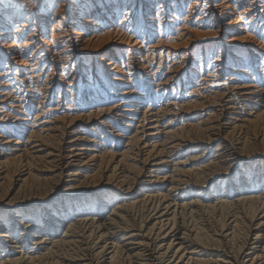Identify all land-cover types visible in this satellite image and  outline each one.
<instances>
[{
    "label": "bare ground",
    "instance_id": "6f19581e",
    "mask_svg": "<svg viewBox=\"0 0 264 264\" xmlns=\"http://www.w3.org/2000/svg\"><path fill=\"white\" fill-rule=\"evenodd\" d=\"M0 264H264V0H0Z\"/></svg>",
    "mask_w": 264,
    "mask_h": 264
}]
</instances>
